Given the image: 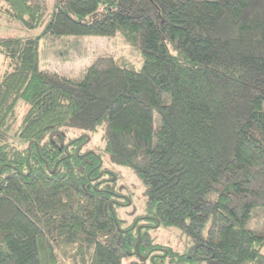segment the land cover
Returning <instances> with one entry per match:
<instances>
[{
	"label": "trees",
	"instance_id": "trees-1",
	"mask_svg": "<svg viewBox=\"0 0 264 264\" xmlns=\"http://www.w3.org/2000/svg\"><path fill=\"white\" fill-rule=\"evenodd\" d=\"M0 13L43 26L0 38V264H264V0H56L47 21L39 2L0 0ZM117 34L139 69L40 67L44 39ZM99 132L145 188L128 226L113 174L84 149ZM161 226L191 246L157 245Z\"/></svg>",
	"mask_w": 264,
	"mask_h": 264
},
{
	"label": "rangeland",
	"instance_id": "rangeland-1",
	"mask_svg": "<svg viewBox=\"0 0 264 264\" xmlns=\"http://www.w3.org/2000/svg\"><path fill=\"white\" fill-rule=\"evenodd\" d=\"M41 3L46 11V21L56 0H32ZM45 21V23H46ZM43 26L35 30H28L22 24L7 15L0 13V38L7 37H35L40 35ZM108 56L122 65H132L139 69L143 58L122 34L114 37H63L44 39L40 46V67L42 70L56 73L72 79H80L88 67L99 57ZM3 56L0 54V75L4 72ZM23 111L20 110V116ZM79 132L72 130L68 137L74 138ZM104 144L101 132L89 136L85 150L96 152L104 160V170L113 174L114 189L122 195V206L116 205L115 211L119 219L128 226L146 213L147 197L145 188L138 177L128 167L112 164L103 152ZM83 149V150H84ZM107 176V175H106ZM121 198V197H119ZM124 201H128L125 202ZM153 241L157 245L172 248L177 253H184L190 246L189 236L177 227L149 229ZM60 258H64L62 249H57ZM71 264V263H67Z\"/></svg>",
	"mask_w": 264,
	"mask_h": 264
},
{
	"label": "water",
	"instance_id": "water-1",
	"mask_svg": "<svg viewBox=\"0 0 264 264\" xmlns=\"http://www.w3.org/2000/svg\"><path fill=\"white\" fill-rule=\"evenodd\" d=\"M115 179H116V178L114 177L113 180L115 181ZM144 260H145V258H142V261H144Z\"/></svg>",
	"mask_w": 264,
	"mask_h": 264
}]
</instances>
